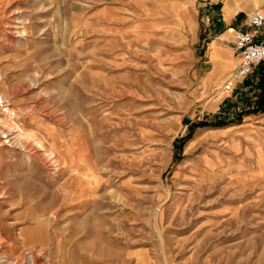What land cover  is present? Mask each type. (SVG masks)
I'll return each instance as SVG.
<instances>
[{"label": "rangeland", "instance_id": "rangeland-1", "mask_svg": "<svg viewBox=\"0 0 264 264\" xmlns=\"http://www.w3.org/2000/svg\"><path fill=\"white\" fill-rule=\"evenodd\" d=\"M209 2L0 11V264H264V112L207 63Z\"/></svg>", "mask_w": 264, "mask_h": 264}, {"label": "crops", "instance_id": "crops-1", "mask_svg": "<svg viewBox=\"0 0 264 264\" xmlns=\"http://www.w3.org/2000/svg\"><path fill=\"white\" fill-rule=\"evenodd\" d=\"M254 1L259 2V1H264V0H254ZM244 2L245 0H226L225 6L223 5L224 9L223 7H219V8L216 7L217 3H212V2L207 3V6H209L207 8H209L208 9V13H209L208 19L210 22L209 23L210 29H209V38H208L209 42L207 43L208 50L206 54V59L209 65H218V66L232 65L231 55L233 54L234 57L236 55L235 44H234L235 41H232L231 39L234 32L236 33L237 31V27L234 25V22L236 21L237 16H241L239 15V12L244 8ZM256 10H259V9H255L254 11ZM261 12L264 13L263 11ZM213 43H216L218 47L214 44L213 52H212ZM225 68L226 67H224V69ZM228 68L229 67H227L225 70H222L223 71L222 75H224L226 71H228ZM256 68L257 67H255L254 69V73L249 77H252V76L255 77ZM217 71H218V68H217ZM248 78L245 79L244 81L248 80ZM244 81H241L240 83ZM251 82L252 83L247 82L246 86L251 88V92L254 95L253 100L257 101L258 90L256 89V77L255 79L252 78ZM256 101L254 105L252 106V108L250 109H253L255 107Z\"/></svg>", "mask_w": 264, "mask_h": 264}, {"label": "built area", "instance_id": "built-area-1", "mask_svg": "<svg viewBox=\"0 0 264 264\" xmlns=\"http://www.w3.org/2000/svg\"><path fill=\"white\" fill-rule=\"evenodd\" d=\"M234 44L239 64L230 79L241 82L264 63V13L256 10L247 16L246 28L236 31Z\"/></svg>", "mask_w": 264, "mask_h": 264}, {"label": "trees", "instance_id": "trees-1", "mask_svg": "<svg viewBox=\"0 0 264 264\" xmlns=\"http://www.w3.org/2000/svg\"><path fill=\"white\" fill-rule=\"evenodd\" d=\"M255 77H256V89L258 90V99L256 101L255 107L250 112L251 114H258L264 112V63L257 66L255 70ZM210 123L208 121H203L196 125H193L190 129V133L181 139H177L174 142V160L178 161L179 159V151H182L184 144L190 139L192 136L193 131L199 127H206L209 126ZM227 125L225 122L219 120L215 123V126H223Z\"/></svg>", "mask_w": 264, "mask_h": 264}, {"label": "bare ground", "instance_id": "bare-ground-1", "mask_svg": "<svg viewBox=\"0 0 264 264\" xmlns=\"http://www.w3.org/2000/svg\"><path fill=\"white\" fill-rule=\"evenodd\" d=\"M10 3V0H0V11H2V9L3 8H5V5L6 4H9ZM3 12V11H2ZM236 58V60H237V63L239 62V60H238V58L237 57H235ZM0 103L1 104H4V98L2 97V96H0ZM3 107H4V105H3ZM7 115V114H6ZM12 112L11 111H9V115H7L8 117H12ZM8 119V118H7ZM8 120H10V119H8ZM3 122H9V121H3ZM13 126V125H12ZM19 129V128H18ZM24 131V130H23ZM18 137H19V139L20 140H22V141H29V140H32L33 139V137H34V135H26V134H24L23 132H22V130H18ZM33 142L35 143H37V140L35 141V140H33ZM5 264H21V261L20 260H7L6 262H5Z\"/></svg>", "mask_w": 264, "mask_h": 264}]
</instances>
